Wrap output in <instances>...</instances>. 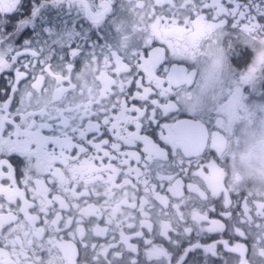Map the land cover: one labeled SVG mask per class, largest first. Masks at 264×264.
I'll list each match as a JSON object with an SVG mask.
<instances>
[{"label":"snow or ice","instance_id":"6c2138e0","mask_svg":"<svg viewBox=\"0 0 264 264\" xmlns=\"http://www.w3.org/2000/svg\"><path fill=\"white\" fill-rule=\"evenodd\" d=\"M217 29L264 38V0H0V264H264V190L225 179L252 53L187 103Z\"/></svg>","mask_w":264,"mask_h":264},{"label":"clouds","instance_id":"9594fccd","mask_svg":"<svg viewBox=\"0 0 264 264\" xmlns=\"http://www.w3.org/2000/svg\"><path fill=\"white\" fill-rule=\"evenodd\" d=\"M182 58L193 65L197 72L192 100L194 111L200 112L209 107L215 94L222 100L221 92L227 94L229 85L235 86L240 80V70L233 64V57L242 48L252 53L245 86L264 83V38L249 33L227 35L217 29L208 32L198 43L189 40L180 42ZM248 111L254 113L249 123L243 119V110L233 103L224 109V119L231 121L232 127L241 133L239 144L229 141L225 147V179L233 188L264 190V124L259 122L260 113L250 105Z\"/></svg>","mask_w":264,"mask_h":264},{"label":"flooded vegetation","instance_id":"af4514ba","mask_svg":"<svg viewBox=\"0 0 264 264\" xmlns=\"http://www.w3.org/2000/svg\"><path fill=\"white\" fill-rule=\"evenodd\" d=\"M249 55H251V53H249ZM233 64H234L235 66H238V64H237V60H236L235 58H233ZM0 83H2V81H0ZM213 179H214V181H215L216 183H220V182H222L223 177H221V176H216V177H214ZM261 227L264 228V225H262ZM260 239H264V232L261 233V235H260ZM256 255H257V256H259V255H264V249H261V248L258 247V248L256 249ZM243 264H249V262H248V261H244ZM253 264H257V262L254 260V261H253Z\"/></svg>","mask_w":264,"mask_h":264}]
</instances>
